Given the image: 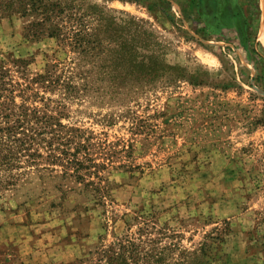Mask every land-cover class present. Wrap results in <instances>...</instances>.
<instances>
[{"label": "rangeland", "instance_id": "rangeland-1", "mask_svg": "<svg viewBox=\"0 0 264 264\" xmlns=\"http://www.w3.org/2000/svg\"><path fill=\"white\" fill-rule=\"evenodd\" d=\"M83 2L105 17L98 31L93 16L71 26L99 42L86 57L36 34L38 14L0 17V101L13 89L15 104L63 126L59 150L33 146L0 195V264H94L145 224L198 249L199 264H264L247 249L264 205V0ZM129 46L139 63L118 58ZM47 71L54 84L39 79ZM78 144L101 198L53 160Z\"/></svg>", "mask_w": 264, "mask_h": 264}, {"label": "trees", "instance_id": "trees-1", "mask_svg": "<svg viewBox=\"0 0 264 264\" xmlns=\"http://www.w3.org/2000/svg\"><path fill=\"white\" fill-rule=\"evenodd\" d=\"M16 13L40 15L42 20L35 23V26L39 28H35L34 32L38 35L44 34L58 39L63 45L77 50L79 54H82V57H86L90 51L96 49L99 42L96 41L97 44H94L93 41L87 39V33L83 32L85 29L82 31L79 28L72 31L71 26H74L76 22L80 26L83 16H93L97 21L95 30L98 31L103 25V18L105 19L100 13L92 11L90 6H86L83 0H0V17ZM124 23L125 26H128L136 22L129 19ZM116 53L112 52L113 57ZM136 55L135 48L131 46L118 52V58L127 59L132 63H139L138 60L136 61ZM38 77L47 83H55L49 71ZM64 87L68 89L72 86L66 81ZM0 90L2 93L1 84ZM12 93L13 89L9 93L11 97L3 98L0 101V118L2 119L0 121V195L3 190L10 188L15 183L16 177L13 171L21 167L19 161L21 156H27L29 159L26 161L30 164L35 162L34 159L39 153L33 146L45 142L50 149L59 150V147H53L54 140L57 137L60 138L57 129L53 126L63 127L61 123L54 121L55 118L36 106L27 107L15 104ZM43 134H50V137L44 138L41 136ZM69 140L67 139V141ZM80 149H85L84 145L78 144L73 151L61 148L60 155L52 153L53 160L62 162L60 164L66 170L72 169L77 179H87L85 182L92 185L91 191L95 196L101 198L104 188L91 179L96 174L91 169L95 163L90 158L79 160ZM257 172L260 175L262 173L261 170ZM253 180V184L259 187L260 177L254 176ZM252 220L247 231V249L261 251L264 255V205L261 209L254 211ZM147 226L146 224L139 226L133 233L115 237L100 251H95L99 256L97 263L94 264H199L206 262L202 257L198 258L200 257L197 254L198 249L188 250L174 242L165 244L162 242L161 236H152V231ZM225 231L227 230L222 231L221 229L215 237H210L211 240L221 239V234ZM211 246L212 241L203 242L199 247L200 252L207 254Z\"/></svg>", "mask_w": 264, "mask_h": 264}]
</instances>
